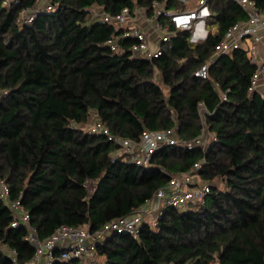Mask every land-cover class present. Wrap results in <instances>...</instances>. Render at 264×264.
<instances>
[{
  "label": "trees",
  "instance_id": "trees-1",
  "mask_svg": "<svg viewBox=\"0 0 264 264\" xmlns=\"http://www.w3.org/2000/svg\"><path fill=\"white\" fill-rule=\"evenodd\" d=\"M0 0V181L11 203L28 213L42 241L61 226L96 232L132 215L153 198L169 176L191 172L210 185L202 201L165 208L156 225L137 237L112 233L95 245L104 264H264V93H250L257 66L242 48L218 54L237 23L248 20L235 0H210L208 25L216 32L197 43L178 31L157 58L136 57L137 41H107L122 30L101 20L139 6L151 14L158 2L188 9L177 0H50L54 11L30 25L20 20L36 0ZM259 10L264 0H250ZM209 63L208 79L194 72ZM226 100H220V94ZM216 140L208 152L180 144L159 149L151 169L118 156L109 136L139 140L144 130H177L179 141L200 133L199 105ZM97 117L108 135L86 129ZM86 179L97 181L89 194ZM224 184V189L217 186ZM216 183V185L214 184ZM0 196V264H27L35 249L27 227ZM58 250L55 254H58ZM53 264H78L55 260Z\"/></svg>",
  "mask_w": 264,
  "mask_h": 264
},
{
  "label": "built area",
  "instance_id": "built-area-1",
  "mask_svg": "<svg viewBox=\"0 0 264 264\" xmlns=\"http://www.w3.org/2000/svg\"><path fill=\"white\" fill-rule=\"evenodd\" d=\"M14 0H4L3 5L10 7ZM181 5L187 4L189 0H177ZM210 0H198L195 6L184 10H169L158 2L152 4L151 14L146 8L133 6L123 8L116 15L111 16L103 10L98 9L95 14L109 24H113L122 30L120 36L107 41L111 49L121 53L119 40L133 39L137 41L131 52L136 57L147 59L157 58L161 54V44L166 43L178 31L189 32V41L197 43L208 36L206 30L207 18L211 15L208 2ZM247 14L246 23H237L226 33L225 38L217 47V53L223 54L233 49L241 48V42L250 39L252 44L259 43V32L264 30V9L259 10L255 3L250 0H235ZM187 7V6H186ZM54 11L50 0H40L35 7L22 10L20 20L23 24L30 25L39 15L49 14ZM252 48V47H251ZM256 64L255 59H251ZM209 63L202 64L194 72V76L201 80L208 79ZM257 72L251 79L250 93L257 92ZM220 100H226V94H220ZM199 116L201 119V130L194 139L182 142L177 138V130L166 132L144 130L137 141L109 136L102 122L94 116L93 122L87 127L88 132L94 134H105L120 147L118 156H124L132 164L143 169H151L153 155L165 146L182 144L189 149L198 148L203 154L208 152L210 145L216 140L215 135L210 132L206 123L209 114L204 105H199ZM202 162L194 165L191 172H182L169 176L168 182L159 188L153 198L141 206L132 215L114 219L104 225L96 232H90L87 226L68 227L61 226L51 236L44 240L37 237L36 231L30 226V218L18 203H11L8 197L6 185L0 181V196L11 210L14 220L11 227L16 228L19 224L27 227L26 240L32 244L35 253L27 264H53L57 260L78 261V264H96L95 245L105 236L112 233H128L137 237L139 228L147 223L156 225L163 215L165 208L182 207L189 204H197L203 200L210 191V185L206 183L195 184L192 176L202 167ZM97 181L86 179L83 187L91 194L96 189ZM58 250V254L55 251ZM10 259L13 264H19L16 260L15 251H10Z\"/></svg>",
  "mask_w": 264,
  "mask_h": 264
},
{
  "label": "crops",
  "instance_id": "crops-1",
  "mask_svg": "<svg viewBox=\"0 0 264 264\" xmlns=\"http://www.w3.org/2000/svg\"><path fill=\"white\" fill-rule=\"evenodd\" d=\"M206 27H207V22H206ZM215 32H216V25L213 30L208 31V33H215ZM241 48L248 52V57L250 59H255L256 61L255 65L257 66L258 68L257 72L259 73V79L256 86L257 92L264 93V30H261L259 32L258 44H252L250 39H245L241 42ZM97 262H99L98 257H96V264L100 263Z\"/></svg>",
  "mask_w": 264,
  "mask_h": 264
},
{
  "label": "rangeland",
  "instance_id": "rangeland-1",
  "mask_svg": "<svg viewBox=\"0 0 264 264\" xmlns=\"http://www.w3.org/2000/svg\"><path fill=\"white\" fill-rule=\"evenodd\" d=\"M38 1H40V0H36V2H38ZM196 2H197V0H189L188 2H187V4H186V6H187V8H190V6H192V5H196ZM95 11H98V9L96 8V9H93V18L90 20V21H88V24H90L92 21H96V20H100V18L95 14ZM215 28V25H208L207 24V27H206V30L207 31H211V30H213ZM93 117H91V119H90V124L93 122ZM89 124V125H90ZM88 125V126H89ZM86 130H88V128L86 129ZM192 179L194 180V181H196V183L195 184H202L201 183V181H200V179H199V177L195 174V175H193L192 176ZM215 185H216V183H214ZM217 186L218 187H220V188H222V189H224V184L223 183H220V182H217ZM184 208H186L185 206H182V207H180V209H184ZM104 259L102 258V257H98V261L100 262H97V263H99V264H104V261H103Z\"/></svg>",
  "mask_w": 264,
  "mask_h": 264
}]
</instances>
